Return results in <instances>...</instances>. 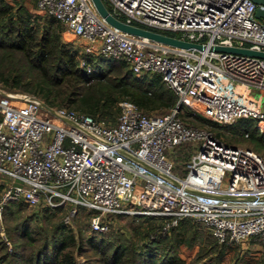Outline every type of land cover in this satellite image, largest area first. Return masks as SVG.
<instances>
[{"label":"built area","instance_id":"1","mask_svg":"<svg viewBox=\"0 0 264 264\" xmlns=\"http://www.w3.org/2000/svg\"><path fill=\"white\" fill-rule=\"evenodd\" d=\"M106 1L126 23L203 48L123 31L102 17L93 0L36 4L83 38L86 54L123 60L136 74H161L177 103L166 114L149 115L125 100L117 123L107 125L75 109L53 107L54 113L38 96L0 86V175L11 181L0 200V217L6 202L24 200L31 206H71L72 212L92 209L91 228L99 232L108 230L110 213L160 217L166 221L163 230L191 218L219 244L255 239L264 264V156L224 142L210 128L187 124L181 115L188 107L215 122L245 118L264 126V101L251 93L264 92V58L213 49L264 51V20L255 16L257 6L264 5L253 0ZM184 142L195 149L181 176L172 153Z\"/></svg>","mask_w":264,"mask_h":264},{"label":"trees","instance_id":"2","mask_svg":"<svg viewBox=\"0 0 264 264\" xmlns=\"http://www.w3.org/2000/svg\"><path fill=\"white\" fill-rule=\"evenodd\" d=\"M106 3L109 5L108 1ZM37 9L38 14L21 4L17 11H13L11 5L6 4L5 0H0L1 87L10 91L21 90L31 92L54 108H60L63 105L74 107L76 110L90 114L100 121L103 120V123L108 122V125L117 123L120 114L119 101L121 96L135 102L143 112L149 115H152L150 113L157 109H161L162 112L165 109L170 111L176 105L177 95L166 85L161 74L150 71L136 74L123 60L98 55L113 64L126 67L128 73L121 78H112L108 75V72L113 69V64H110L106 69L101 67V70L105 69L106 71L87 73L79 65L78 48L72 47L71 43L65 42L62 39L63 23L54 16H50L45 11L39 9L38 6ZM121 18L124 19V16L121 15ZM39 23L42 26L41 32L37 30ZM90 56L92 57V54ZM130 78L141 80L143 84L145 83L143 85L145 88L139 86L137 81H130ZM90 82L96 83L92 84L91 88H89L90 91L86 93L85 87ZM155 89H159L160 91L157 92ZM182 117L185 123L192 124L185 115H182ZM248 120L250 122H247ZM252 124L253 121L251 119L242 118L231 123L229 127L236 134L242 136H244V133L248 134L254 146L264 153V133H257L254 128H251ZM214 133L216 136L219 135V132ZM188 145L192 146L193 143L184 142L178 145L175 150L180 147L186 148ZM193 146L192 152L195 149ZM1 176L8 178L6 175ZM1 186H3V183ZM28 205L24 200H10L4 204L2 215L5 216L8 210L9 212H13L14 209H21V207ZM37 208L44 212L46 217H55L58 211L64 213L66 209L70 210L72 207L61 206L50 208L44 204H40ZM85 209L90 210V217L96 213L92 209ZM68 210L65 216L69 214ZM121 215L110 213L106 215L105 220L110 226V220ZM139 216L147 219L151 218L153 221H156V218H158L161 224L159 226L156 225L158 228L155 231L162 229L163 218L147 215ZM67 223L63 218V222L58 224V229H61V227L66 229ZM175 229L172 228L174 236L168 242L169 250H172L171 252L158 255L155 250H152L154 247L156 248V243H144L141 245L143 246L142 250L137 252L139 258L135 264H183L181 248L188 244L192 245V237L188 236L191 230L199 231L201 235L203 234L207 237L206 240L212 244L211 247H218L221 253L219 260H225V256L228 254L230 256L233 255L237 246V244L233 243L219 244L208 229L191 218L182 219L177 227V231ZM160 236L157 238L159 242L163 240ZM57 242L58 245H55V253L36 258L34 264H79L75 253L69 250L76 242L74 236L70 234L65 235L63 238L57 239ZM160 243L164 242L161 241ZM252 243L260 244L255 239H252ZM128 252L135 253L134 249L129 248L128 245H116L112 252L105 256L102 263L127 264L126 257ZM249 259H257L255 252L250 254ZM249 261L253 264L255 263V261ZM260 262L263 264V259Z\"/></svg>","mask_w":264,"mask_h":264},{"label":"rangeland","instance_id":"3","mask_svg":"<svg viewBox=\"0 0 264 264\" xmlns=\"http://www.w3.org/2000/svg\"><path fill=\"white\" fill-rule=\"evenodd\" d=\"M6 4L11 5L13 11H17L22 4L32 12H38L36 0H5ZM64 30L62 32V39L65 42L71 43L72 47L79 50V65L87 73L106 71L105 69L113 63L109 60L102 58L98 55L86 54L85 40L81 38L77 33L73 32L67 25L63 24ZM38 32H41V23L37 25ZM91 57V58H90ZM92 68V72H89V66ZM102 65V66H99ZM113 69L108 72V75L112 78H121L126 76L128 69L121 67L118 64H113ZM101 67L105 68L101 70ZM129 79V77H127ZM130 81H137V84L145 88L141 80H135L130 78ZM96 82H90L85 87V92H89L92 84ZM156 90V89H155ZM10 91V90H9ZM14 92L27 93L35 95L31 92L21 90H11ZM160 91L159 89L156 90ZM155 92V91H154ZM251 93L264 101V92L258 90H252ZM37 96V95H35ZM130 100L129 98L122 97L119 101V107L121 111V102ZM132 101V100H131ZM70 108L69 106H60V108ZM182 115H185L189 122L196 127H207L213 132L218 133V137L228 144L238 145L243 147H249L256 152L264 155L263 151L257 149L254 143L250 140V136L244 133V136L236 134L230 124H224L212 121L205 118L202 115H196L192 113V110L188 107L182 108ZM76 110V109H75ZM164 110V109H163ZM169 112L161 109H157L150 114L161 115ZM190 116V117H189ZM100 121V120H99ZM103 121V120H102ZM245 121V120H244ZM253 121L252 127L257 133H264V126L259 125V122ZM247 122H250L249 120ZM105 123V122H104ZM108 125V122L105 123ZM261 124V123H260ZM261 126V127H260ZM249 133V131H248ZM66 145V144H65ZM193 146V145H192ZM192 146L188 145L186 148H178L172 153L175 168L174 171L181 176L187 173V163L192 156ZM194 147V146H193ZM194 149V148H193ZM192 152V153H191ZM9 178V177H8ZM0 175V198L11 181ZM16 183H21L20 180H13ZM66 209V208H65ZM66 212L62 213L58 211L55 217H46L44 212L40 211L37 206L28 205L14 209L13 212L9 210L5 213V216L0 217V264H34L36 258L51 255L55 253V245L58 243L57 239L63 238L65 235H73L76 242L69 250L75 253L76 259L79 264H103L105 256L109 255L116 245H128L129 248H133L134 252H128L126 257L127 264H135L138 262V253L142 250V244H154L156 243L155 250L158 255H164L165 252H171L169 250L168 242L174 236V230L177 226L171 227L168 230H156L161 224L158 218L153 221L138 214H122L121 216L114 217L110 220V226L104 233L92 231L90 228L91 212L85 208H77V211L72 212V209L68 210L70 220L67 221L66 229H58V224L65 220ZM160 218V217H159ZM166 221L162 222V225ZM180 223V222H179ZM155 225V227H153ZM157 225V226H156ZM155 231V232H154ZM163 238L164 243L157 241L158 236ZM189 237H192V245L188 244L181 248V256L183 258V264H261L262 249L260 244H253L252 239L237 244L233 255H226L225 260H219L221 253L218 247H211V243L206 240L201 232L191 230ZM58 245V244H57ZM149 248V247H148ZM255 252L257 259H249L250 254ZM141 260V259H140Z\"/></svg>","mask_w":264,"mask_h":264},{"label":"water","instance_id":"4","mask_svg":"<svg viewBox=\"0 0 264 264\" xmlns=\"http://www.w3.org/2000/svg\"><path fill=\"white\" fill-rule=\"evenodd\" d=\"M99 13L104 17L110 24L113 26L129 32L134 35L148 37L150 39L160 41L163 43L185 47V48H198L202 49L203 45L194 43L191 41H187L181 38H178L174 35H171L169 33L161 32L158 30L150 29L144 26L136 25V24H129L117 17L108 7L105 0H93ZM258 5H264V0H253ZM255 16L259 19L264 20V8H261L260 6H257L255 11ZM214 50L218 51H228V52H236V53H243L253 56H259L264 58V51H256V50H250L247 48H238V47H230V46H214ZM43 104L46 108L50 109L55 113V110L53 107L48 105L44 100H42Z\"/></svg>","mask_w":264,"mask_h":264}]
</instances>
